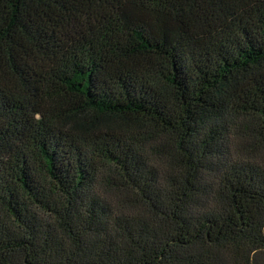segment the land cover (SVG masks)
<instances>
[{"label":"trees","instance_id":"obj_1","mask_svg":"<svg viewBox=\"0 0 264 264\" xmlns=\"http://www.w3.org/2000/svg\"><path fill=\"white\" fill-rule=\"evenodd\" d=\"M0 264H264V0H0Z\"/></svg>","mask_w":264,"mask_h":264}]
</instances>
